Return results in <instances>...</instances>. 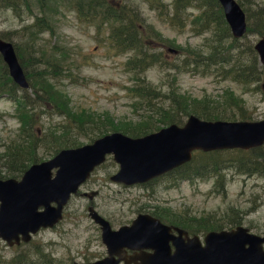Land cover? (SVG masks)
I'll return each mask as SVG.
<instances>
[{"label":"rangeland","instance_id":"rangeland-1","mask_svg":"<svg viewBox=\"0 0 264 264\" xmlns=\"http://www.w3.org/2000/svg\"><path fill=\"white\" fill-rule=\"evenodd\" d=\"M162 1L170 7L171 0ZM237 1L243 7L253 8L256 4L264 6V0ZM47 3L51 31L39 30L37 25L32 24L35 15L41 13L36 3L32 4L31 10L23 6L17 9L0 6V32L16 46L18 60L25 73L27 72L29 86L24 88V92L31 98L36 97L30 82L34 83L45 77L42 70L47 67L46 61L61 58L59 62H64L65 71L47 77V81L58 89L59 100L70 110V117L65 116V113H55L52 108L42 104V101L32 99L36 110L33 112L35 120L32 130L42 138L35 152L36 161L52 155L53 148L46 137L49 129L58 131L64 124L70 125L69 136H75L76 141L81 143L89 142L97 137L96 131L91 129V120H101L106 129H111L113 124L109 120L118 123L136 122L153 111L150 110L151 105H174V98H194L195 102L209 99L214 103H221L217 112L237 116V109L224 103L225 90H231L246 102V112L251 114L249 119L264 117V89L260 86L254 89V83L251 82L245 87L228 77H222L219 69L212 66L194 67L193 62L179 63L184 57V48L197 47L205 50L208 47L212 30L207 28L196 32L193 28H198L199 23L191 21L199 7L191 5L186 8L183 12L186 15L184 25L176 26L159 16L158 11L149 7L146 1L135 0L141 17L138 25L149 50L158 52L165 62H156L138 72L125 63L133 55V51H118L109 43L107 36L112 24L78 17L69 0H48ZM259 36L254 31L245 35L252 43ZM166 63H177L180 66L178 69L165 68ZM3 64L0 56L1 80L4 78L1 70ZM263 78L264 73L257 83L260 84ZM148 86L153 92L147 93V97L134 90L137 87L144 91ZM16 93H22V90L16 89ZM20 114L21 110L16 106L11 93L0 91V177L7 176L5 151L25 139L26 131L22 127ZM86 115L89 116L88 119L80 122ZM187 115L181 114V121L177 123L181 124ZM80 125L84 127L81 128L83 130H77L76 127ZM109 131L111 130L107 132ZM249 152L256 155L258 160L262 159L264 143L259 151L249 149ZM225 154L222 153L221 156L224 157ZM117 167L111 154H106L104 161L91 171L77 192L70 195L59 221L50 227H40L27 242L20 241L17 245L8 246L0 239V264H11L9 261L16 254L26 255V260L31 259L35 264H72L105 256L99 226L87 214L89 198L81 194L91 190H97L90 199L91 204L109 220L113 228L129 223L138 212L151 213L159 206L158 209L165 208L175 213L181 211L196 216L214 214L221 220L234 211L240 219L239 224L260 233L259 235L264 233V174L241 173L234 166L228 165L224 169V190L221 191L215 186L213 173L178 180L166 174L149 184H123L109 179V175ZM20 175L18 173L14 177L19 178ZM196 235L202 240L204 232L199 231Z\"/></svg>","mask_w":264,"mask_h":264},{"label":"water","instance_id":"water-1","mask_svg":"<svg viewBox=\"0 0 264 264\" xmlns=\"http://www.w3.org/2000/svg\"><path fill=\"white\" fill-rule=\"evenodd\" d=\"M218 2L231 34L242 36L247 21L239 2ZM253 48L259 62L264 64L263 35L253 42ZM0 56L11 79L19 87L27 88L29 83L13 43L3 37ZM259 86L264 89V78ZM263 142L264 117L207 119L189 113L181 124L170 122L141 135L112 130L89 142L62 147L51 156L30 163L19 178L0 177V239L8 246L27 242L40 227H50L59 221L70 195L77 192L106 154H111L118 164L109 179L133 184L190 160L194 150L250 148ZM95 193L97 190L81 192L89 200ZM87 214L99 225L106 255L72 264H264V235L243 224L209 229L201 241L197 235L188 236L186 229L149 212H138L129 223L116 228L91 202Z\"/></svg>","mask_w":264,"mask_h":264},{"label":"trees","instance_id":"trees-1","mask_svg":"<svg viewBox=\"0 0 264 264\" xmlns=\"http://www.w3.org/2000/svg\"><path fill=\"white\" fill-rule=\"evenodd\" d=\"M72 7L75 9L78 17L88 20H99V23L112 24L109 30L108 40L109 43L118 51L131 50L133 55L129 56L126 60V66L142 72L152 64L160 62L165 63L164 58L158 52L149 50L146 38H144L140 31L138 21L140 20L139 13L135 0H69ZM149 7L158 11L159 16L166 18L169 23L176 26L184 25L186 15L183 14L184 10L191 5L199 7L198 13L195 14L191 20L194 23H199L198 28H193L196 32L203 29L210 28L211 36L208 47L202 50L197 47L184 48V57L179 61L180 64L185 62L192 63L194 67L202 65L203 67L212 66L219 69L222 77H228L245 87L249 83H254V89L259 88L257 81L264 73V65L260 64L257 59L253 43L245 37L248 32H257L260 36H264V6L256 4L255 7H242L246 15V31L240 37H234L229 29V26L224 18L222 8L218 0H171L170 7L162 0H144ZM48 0H0V6H9L12 9H17L23 6L31 10L33 3L39 7L40 15H35L32 24L37 25L39 30L49 29L52 30V24L48 19L49 13L46 10ZM202 8V9H201ZM7 33V32H6ZM0 37L7 38L4 33L0 32ZM16 49V46H14ZM183 50V49H182ZM191 57V58H190ZM61 58L49 59L45 63L47 67L44 68V78L42 80L30 82L32 90L34 91L35 98H31L29 94L24 92V88H19L8 74L5 63L2 65L4 78L0 79V91L5 90L11 93L16 102V106L21 110L19 115L22 127L26 131L25 139L23 142L11 145L5 151L6 157L4 164L6 165L7 174L5 176H15L22 173L28 166V163L36 161V149L39 147L41 136L36 131L32 130V123L35 120L33 112L36 111L32 99H38L45 104L47 108H52L55 113H65V116L70 117V110L65 108V104L59 100V92L57 88L47 81V77H53L64 72V62H59ZM25 65L24 61L22 60ZM180 65L164 64L165 68L176 67ZM49 67V68H48ZM27 76V72H26ZM139 80L140 78L137 77ZM5 85V86H4ZM4 86V87H3ZM16 89H21L22 93H16ZM134 88L136 93L147 97L153 89L149 86L144 91ZM174 105L163 107L161 105L150 106L153 110L146 115L139 118L136 122L121 121L113 122L111 129H106V125L101 120H91L92 130L96 131V136L106 133L108 130H120L132 136L141 135L146 132L153 131L161 127L159 123L167 124L170 122H180L181 114L194 113L202 118L214 119H249L250 112H246V102L240 97L232 93L231 90H225V105L234 106L237 109V116L234 114L225 115L217 112V107L220 104L214 103L209 99H203L200 102H195L196 99L180 98L176 100ZM33 108L34 110H30ZM89 116H84L80 121L87 120ZM91 119V118H90ZM70 125L65 126L61 130L48 131L46 137L50 146L53 148L52 154L62 147H70L79 145L81 142L76 141V137L69 136ZM77 130L82 127H76ZM81 129V130H83ZM92 138V137H91ZM46 139V138H45ZM261 145L251 148H221L213 150H195L193 151L190 160L174 167L173 169L162 173L151 180L142 183L149 184L155 179L163 175H169L172 179H183L191 177H203L205 175L215 174V186L218 190H224V169L228 165L234 166L236 171L241 173H261L264 174V154L263 158L258 160L256 155H251L250 150L259 151ZM222 153H226L224 157ZM159 208V206H158ZM151 211L153 215L167 220V222L185 227L190 231L205 232L209 229L224 228V225L229 227L240 223L237 213L232 211L227 214V218L221 220L214 216V214H201L190 215L185 212H173L165 208ZM225 220V222H224ZM228 228V227H227ZM26 260V255L16 254L9 263L11 264H35L34 261Z\"/></svg>","mask_w":264,"mask_h":264},{"label":"flooded vegetation","instance_id":"flooded-vegetation-1","mask_svg":"<svg viewBox=\"0 0 264 264\" xmlns=\"http://www.w3.org/2000/svg\"><path fill=\"white\" fill-rule=\"evenodd\" d=\"M149 180H151V179H149ZM149 180H147V181H149ZM147 181H144V182H141V183H145V182H147ZM90 201V200H89ZM161 219V218H160ZM162 220V219H161ZM163 221V220H162ZM166 223H169V224H173V223H170V222H166ZM174 225H176V224H174ZM99 226V225H98ZM177 226H179V225H177ZM179 227H182V226H179ZM183 229H186V231H187V235L188 236H192V235H196V234H198V232L199 231H196V232H194V231H190L189 229H187V228H185V227H182ZM206 232V231H205ZM204 232V233H205ZM262 235H264V234H262ZM198 236V235H197ZM199 237V236H198ZM202 241V240H201ZM128 254H131L132 253V251L131 250H127L126 251ZM120 263H122L123 264V262H120ZM119 263V264H120Z\"/></svg>","mask_w":264,"mask_h":264},{"label":"bare ground","instance_id":"bare-ground-1","mask_svg":"<svg viewBox=\"0 0 264 264\" xmlns=\"http://www.w3.org/2000/svg\"><path fill=\"white\" fill-rule=\"evenodd\" d=\"M259 62V61H258ZM260 63V62H259ZM260 64H262V63H260ZM264 143V142H263ZM262 143V144H263ZM82 144V143H81ZM195 151V150H194ZM104 161V160H103ZM99 165V164H98ZM95 168V167H94ZM165 173V172H164ZM158 176V175H157ZM156 177V176H155ZM154 178V177H153ZM152 179V178H151ZM121 183V182H120ZM91 201H89V203H90Z\"/></svg>","mask_w":264,"mask_h":264}]
</instances>
